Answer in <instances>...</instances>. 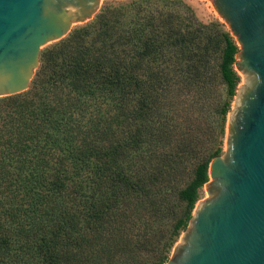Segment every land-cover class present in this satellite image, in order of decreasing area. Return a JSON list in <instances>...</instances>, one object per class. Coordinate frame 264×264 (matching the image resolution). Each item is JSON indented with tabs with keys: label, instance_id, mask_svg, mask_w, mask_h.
Instances as JSON below:
<instances>
[{
	"label": "trees",
	"instance_id": "16d2710c",
	"mask_svg": "<svg viewBox=\"0 0 264 264\" xmlns=\"http://www.w3.org/2000/svg\"><path fill=\"white\" fill-rule=\"evenodd\" d=\"M217 52L234 97L238 45L183 0L108 3L43 51L30 90L0 100V264H166L209 181Z\"/></svg>",
	"mask_w": 264,
	"mask_h": 264
},
{
	"label": "water",
	"instance_id": "95a60500",
	"mask_svg": "<svg viewBox=\"0 0 264 264\" xmlns=\"http://www.w3.org/2000/svg\"><path fill=\"white\" fill-rule=\"evenodd\" d=\"M103 0H0V98L29 90L43 48L90 22ZM239 47L236 66L257 80L232 116L228 156L209 164L215 195L166 264H264V0H206Z\"/></svg>",
	"mask_w": 264,
	"mask_h": 264
},
{
	"label": "rangeland",
	"instance_id": "374dc122",
	"mask_svg": "<svg viewBox=\"0 0 264 264\" xmlns=\"http://www.w3.org/2000/svg\"><path fill=\"white\" fill-rule=\"evenodd\" d=\"M118 1H125V0H103L102 7L108 3L118 2ZM183 1H185L188 5H190L194 9L200 21L206 24H210L212 22H218L223 25L224 31L230 33L227 25L218 17L217 13L215 12L212 6V2H206V0H183ZM85 24L74 26L71 32L74 29L79 28ZM56 43L58 42L51 43L45 48H43L41 51V55L43 51H45L47 48L52 47ZM210 62H211L210 73H209L210 78H209L208 89H207L208 99L205 100V103H204L205 107L200 113V117H199L200 120H198L199 129L197 133L199 135L200 140L203 143L202 148L204 150V155L206 159L210 160V163H211V161L215 158V157L213 158V154L215 153L218 154L217 156H221L222 158H226L228 156L229 149H230L229 139L231 136V120H232L233 113L239 107H242L245 97L247 96L248 92L255 87L257 80L253 79L249 75L237 69V66L234 63V69L240 77V82L237 87L235 96L230 97L227 93V87L225 83L222 81L221 75H220L219 66H220L221 59H220L219 52L213 55ZM41 63L42 62H41V56H40V66H41ZM39 68L37 69L35 73V76L31 82L30 88L32 87L33 81L36 78ZM4 98H0V100ZM225 103L230 105L229 106L230 108H229V112L226 115V117L223 118V116L220 113V110H221V107ZM190 176H191V173L184 174L182 179H180V186H182L183 183L188 181ZM206 184L200 191V199L198 203L196 204L193 214H195L207 201L212 199V197L215 195V193H211L209 191L208 187H206ZM189 231H190V225L184 232L181 233L174 248L170 252L169 259L173 257L176 247L186 243ZM148 262L149 261H148L147 255H144V264H148Z\"/></svg>",
	"mask_w": 264,
	"mask_h": 264
}]
</instances>
